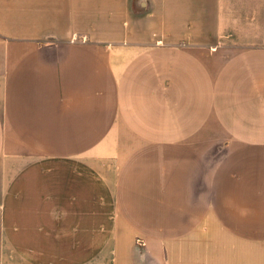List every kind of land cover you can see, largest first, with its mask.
<instances>
[{"label":"crops","instance_id":"crops-1","mask_svg":"<svg viewBox=\"0 0 264 264\" xmlns=\"http://www.w3.org/2000/svg\"><path fill=\"white\" fill-rule=\"evenodd\" d=\"M0 264H264V0H0Z\"/></svg>","mask_w":264,"mask_h":264}]
</instances>
